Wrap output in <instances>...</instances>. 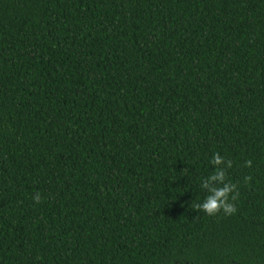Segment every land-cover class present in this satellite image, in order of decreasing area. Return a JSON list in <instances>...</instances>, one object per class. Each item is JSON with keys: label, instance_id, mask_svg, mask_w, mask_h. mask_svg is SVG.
Returning <instances> with one entry per match:
<instances>
[{"label": "trees", "instance_id": "trees-1", "mask_svg": "<svg viewBox=\"0 0 264 264\" xmlns=\"http://www.w3.org/2000/svg\"><path fill=\"white\" fill-rule=\"evenodd\" d=\"M0 264H264V0H0Z\"/></svg>", "mask_w": 264, "mask_h": 264}, {"label": "clouds", "instance_id": "clouds-1", "mask_svg": "<svg viewBox=\"0 0 264 264\" xmlns=\"http://www.w3.org/2000/svg\"><path fill=\"white\" fill-rule=\"evenodd\" d=\"M215 166V171L201 181V188L207 193L204 200L196 203L193 207L196 211H204L209 216H214L221 211L225 215H231L236 212V206L233 201L239 197L237 185L227 179V169L232 167L230 160L226 161L219 153H215L210 161ZM245 165L251 167L252 162L248 160ZM251 177H245L249 181ZM35 202H40L37 195Z\"/></svg>", "mask_w": 264, "mask_h": 264}]
</instances>
